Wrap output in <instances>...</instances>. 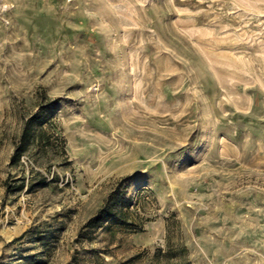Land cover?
<instances>
[{"label": "rangeland", "instance_id": "obj_1", "mask_svg": "<svg viewBox=\"0 0 264 264\" xmlns=\"http://www.w3.org/2000/svg\"><path fill=\"white\" fill-rule=\"evenodd\" d=\"M42 108L48 145L10 165ZM117 185L141 231L77 239ZM168 241L264 264V0H0V264H162Z\"/></svg>", "mask_w": 264, "mask_h": 264}, {"label": "trees", "instance_id": "obj_2", "mask_svg": "<svg viewBox=\"0 0 264 264\" xmlns=\"http://www.w3.org/2000/svg\"><path fill=\"white\" fill-rule=\"evenodd\" d=\"M45 123V114L43 108L38 112L31 115L24 121L20 136L14 145L13 154L9 159L10 165H15L19 162L24 153L28 151L31 145L45 146L48 145L49 139L43 128ZM45 179L38 180L36 185H44ZM6 192H18L25 186L24 178L15 179L13 186L6 180L4 182ZM32 184L30 185V187ZM122 194L120 192V186L114 187L113 191L104 199L102 205L96 210L93 216H91L85 223V225L78 231L77 239H90L94 235L95 231L102 228L107 231H111L113 228L124 229L127 231H141V227L133 220H129L131 216L127 209H123L121 205ZM115 230L112 231L111 237L114 236ZM45 236L42 233L36 235V242L43 243ZM186 248L180 244L170 243L166 244L164 251H158L154 255L156 261L163 260L162 264H189L185 258ZM179 255H183L181 258ZM31 256L30 258H34ZM133 258L127 260L126 263H131ZM39 263V262H36Z\"/></svg>", "mask_w": 264, "mask_h": 264}]
</instances>
